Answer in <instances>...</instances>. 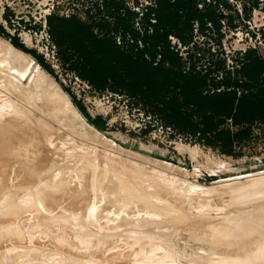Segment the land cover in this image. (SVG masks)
<instances>
[{
	"label": "rangeland",
	"instance_id": "1",
	"mask_svg": "<svg viewBox=\"0 0 264 264\" xmlns=\"http://www.w3.org/2000/svg\"><path fill=\"white\" fill-rule=\"evenodd\" d=\"M262 1L0 0V127L36 130L20 100L48 89L89 118L63 110L43 163L49 135L0 151V228L21 232L0 237V264H207L216 240L199 236L201 219L214 229L264 204V51H236L229 18L232 4ZM123 171L139 174L135 193ZM253 183L263 192L238 198ZM47 207L68 210L64 230Z\"/></svg>",
	"mask_w": 264,
	"mask_h": 264
},
{
	"label": "bare ground",
	"instance_id": "2",
	"mask_svg": "<svg viewBox=\"0 0 264 264\" xmlns=\"http://www.w3.org/2000/svg\"><path fill=\"white\" fill-rule=\"evenodd\" d=\"M233 44L236 45V48H243L244 45H246L244 42L242 43L239 39H235V41L233 42ZM0 49H3V48H0ZM4 50V49H3ZM260 50L263 52L264 51V42H262L260 44ZM5 51V50H4ZM12 53V52H11ZM18 53V52H17ZM20 53H18L17 55H19ZM7 55V53H6ZM16 55V56H17ZM14 56V55H13ZM19 57V61L20 60H23L20 58V55L17 56ZM14 58H16L14 56ZM17 59V58H16ZM17 59V60H18ZM26 61V60H23V62ZM21 62V61H20ZM22 62V63H23ZM29 62V60H28ZM26 62V63H28ZM25 63V62H24ZM37 72V71H36ZM41 75H39V78H40ZM37 77V76H36ZM38 79V78H37ZM36 80V79H35ZM39 81V79L37 80ZM37 81H34V82H37ZM11 86V85H10ZM34 87H36L34 85ZM37 87H39L37 85ZM9 89L7 90H11L10 92H12V88L11 87H8ZM15 88V87H14ZM59 88V87H57ZM61 89V88H60ZM26 90V89H25ZM38 90V89H37ZM43 90V89H42ZM48 90H51V89H48ZM47 90V91H48ZM15 91V89H14ZM17 91V90H16ZM14 92L15 94L17 92ZM22 91V90H21ZM21 91H18V94L20 95L19 97L21 98V94L19 92ZM39 91V90H38ZM43 93V99H41L42 101L40 103H37L36 104H33L32 101L35 100V97H36V94L34 95H31L26 97V99H21L20 101V104L22 103L23 105V108L22 110L21 107H19V105L17 106V108L15 109V111L17 110H20L18 111L17 113L22 115V118L25 117V116H29V113L33 112L32 116H29L30 117V120H34L35 121V129L31 128V127H28V126H23V124H18V126H15V125H12L11 126H2L0 127V151L1 153H6L10 147H12L13 145H16L17 142L19 140H22L24 139L25 137H28V136H32L35 141H39L41 140V137L40 136H44V137H47L48 135L50 136L49 139H47L46 141V144L45 143H42V152H41V156L39 158V162L43 163L47 156H51V153H50V150L52 151L51 147L53 145V141L52 139L54 138V136L58 135V129L55 128V125L52 121H55L56 119V122H60V117H58V115H60V113L62 112L63 114L64 111H69V112H72L74 114H76L78 117H80L83 122H84V118H83V115L81 114V112H79V110H77L75 107H73L71 104V102L69 101L70 98L66 97L68 95H64L62 93V91H59V92H56V96L53 94H51L52 90L50 91V93ZM13 92L11 94H14ZM22 93V92H21ZM25 93V92H24ZM24 93H23V96H24ZM14 94V95H15ZM29 94V93H27ZM26 94V95H27ZM12 95V96H14ZM17 96V94H16ZM17 96L16 99L19 98ZM49 97V98H48ZM15 98V97H14ZM19 98V99H20ZM69 100H68V99ZM17 101V100H16ZM52 101H54L55 103H53ZM9 103V102H7ZM30 107V105H33L37 110H35V108H29V111L27 110V105ZM12 105V103H11ZM15 106V104H14ZM5 107H8V109L10 108H13V106H10V104H6ZM34 109V110H33ZM2 113H5L6 110L5 108L1 110ZM66 115V114H65ZM72 115V114H71ZM58 117V118H57ZM74 117V116H73ZM55 119V120H54ZM77 122V120H75ZM8 122V121H7ZM6 122V123H7ZM72 122V121H71ZM21 125V126H20ZM60 125V124H59ZM64 125V124H63ZM76 125V124H75ZM81 125V124H79ZM78 126V125H76ZM23 128L25 129V133L23 135H19L18 137H15V131L16 129L18 128ZM64 128V127H63ZM62 128V129H63ZM60 129V128H59ZM60 129V130H62ZM77 129V127H76ZM59 130V131H60ZM65 130V129H64ZM67 130V129H66ZM75 130V129H74ZM79 130V129H78ZM78 130L76 132H78ZM70 131V130H69ZM58 133V134H57ZM67 133V132H66ZM75 134V133H74ZM67 135V134H66ZM73 135V134H72ZM74 136V135H73ZM79 136V135H78ZM71 137V136H69ZM70 139V138H69ZM73 139V138H72ZM52 142V143H51ZM58 142V141H57ZM33 144V143H32ZM62 145V144H61ZM58 145H56L57 147ZM21 147V146H20ZM53 148V147H52ZM58 148V147H57ZM56 151V149H53ZM49 152L50 155H48L47 153ZM53 154V152H52ZM68 154V153H67ZM54 156V155H53ZM75 157V156H74ZM109 159V157H108ZM112 162V161H111ZM90 164V163H89ZM96 164V163H95ZM107 164V163H106ZM125 164V163H124ZM108 165V164H107ZM105 166V165H104ZM124 168V166H122ZM96 171V170H95ZM120 171V170H119ZM128 171V170H127ZM133 171V170H132ZM137 171V170H136ZM113 172V171H112ZM111 172V173H112ZM134 172V171H133ZM133 172L129 173V172H126L123 171V172H119V174L121 176H118V177H125L124 180H122V184H121V188L122 190L123 189H132L133 188V193H135L134 191H137L136 189L138 188H135V187H132L130 186L129 183H131L133 180H135L136 182L138 181V176H137V180H136V176L137 174H132ZM139 172V171H138ZM153 172V171H152ZM110 173V172H109ZM4 174V173H3ZM108 174V173H106ZM114 176L116 178V176L118 175L117 171H114ZM112 174V175H113ZM117 174V175H116ZM2 175V174H0ZM141 176V175H140ZM7 177V176H6ZM149 178V177H148ZM3 179V177H2ZM145 179V178H144ZM140 180V179H139ZM130 181V182H128ZM134 181V182H135ZM142 181V180H141ZM1 184V183H0ZM253 183L252 186H247V187H244L242 188L241 192L239 195H238V198H241L245 195V198L246 196H249V194H252V195H256V194H259V193H262L263 191L260 192V188L257 187L258 185ZM48 189L47 187L44 189L46 190ZM261 189H264L261 187ZM42 190V189H41ZM54 190V187L50 188L49 190L45 191L49 194H53L54 192H50V191H53ZM225 190V189H224ZM239 191V189H238ZM37 192V190H36ZM39 192H42L39 190ZM206 192L208 191H205V194H207ZM46 193V194H47ZM132 193V195H133ZM204 193V192H203ZM209 193V192H208ZM247 193H249L248 195H246ZM33 195V194H32ZM254 195V196H255ZM33 196H36V195H33ZM201 196V195H200ZM253 196V199L256 197ZM259 196V195H258ZM37 197V196H36ZM31 198H35V197H32ZM139 198V197H138ZM137 198V199H138ZM237 198V199H238ZM250 198V197H249ZM249 198L247 197L248 201H249ZM252 198V197H251ZM48 199V198H47ZM140 199V198H139ZM142 199V198H141ZM144 199V197H143ZM147 199V198H146ZM40 200V199H38ZM51 200V199H50ZM241 200V199H240ZM239 200V201H240ZM147 201H149V199H147ZM151 201V200H150ZM238 201V200H237ZM247 201V200H246ZM264 201V200H263ZM26 202H29V201H25ZM241 202V201H240ZM243 202V201H242ZM40 203V202H39ZM144 203L145 204H149V202L146 203V200H144ZM237 203V202H236ZM257 203V202H256ZM28 204V203H27ZM244 204V203H242ZM249 204V203H248ZM252 204V203H251ZM42 206V205H41ZM58 206V205H57ZM246 206V205H245ZM46 207V206H45ZM259 207V206H258ZM44 208V207H43ZM65 208V207H64ZM92 208V207H91ZM154 208V207H153ZM158 208V207H157ZM20 210H15L14 212V215L17 217L19 215L22 214L21 211L22 208H19ZM56 209V208H55ZM239 209V208H238ZM258 209V208H257ZM43 210V209H42ZM74 211V209H72ZM79 210V209H78ZM46 211V210H44ZM62 211V210H61ZM158 211V212H157ZM156 212L157 213H166V212H169L170 209L165 206V207H162V208H159ZM247 211V210H246ZM48 214H47V217L49 218L51 222V225L49 226H52L54 227V229L56 228L58 231L60 230H64L67 226L66 222H68L69 220L67 219V216H66V213H68V210L66 209L65 211H63L62 213H60V215H53V212L54 210L53 209H50L47 207V211H46ZM75 212V211H74ZM77 213H79V211L76 210ZM154 212V211H153ZM240 212V211H239ZM73 213V212H72ZM92 213V212H91ZM237 213V212H236ZM244 214V213H243ZM242 216H236L234 215L233 217H229V219H226L225 221L221 220L218 222H216V224L214 225L215 228L213 229V223H212V227H210V223L211 222H208L206 219H201L202 221L200 222V224L197 226V229L199 228V236L202 237L204 233V235H206L208 238L211 237V236H215V240H216V243L214 244H211L207 250L205 248V250L207 251L206 253V257L204 256L203 259L206 260V263L207 264H264V204L263 206L257 210L256 212H250V213H246ZM76 215V213H75ZM180 216H184V215H180ZM186 216V215H185ZM12 217V216H11ZM38 217H42L40 216L39 214L36 215L34 217V221H37L38 220ZM70 217V216H68ZM73 217V216H72ZM75 217V216H74ZM77 217V216H76ZM93 217V216H92ZM176 217V216H175ZM179 217V216H178ZM44 219V218H43ZM91 219V218H90ZM186 219V218H185ZM41 220V219H40ZM174 220V219H173ZM190 220V218H189ZM113 221V220H112ZM111 221V222H112ZM178 221V220H176ZM115 222V220L113 221ZM117 222V220H116ZM190 222V221H189ZM188 222V223H189ZM36 223V222H35ZM49 223V222H48ZM48 223H46L48 225ZM142 223V222H141ZM191 223V222H190ZM209 223V224H208ZM76 224V223H75ZM108 224V223H107ZM113 224V223H112ZM114 225H118L116 223H114ZM172 225V224H171ZM183 225V224H182ZM141 226V225H140ZM179 226V225H178ZM101 227V226H100ZM110 227V226H109ZM136 227V226H135ZM153 227V226H152ZM151 227V228H152ZM157 227V226H156ZM180 227V226H179ZM176 228V226H175ZM51 229V228H50ZM163 229V228H162ZM24 230V229H22ZM28 230V229H27ZM67 230V229H66ZM159 230V229H157ZM25 231V230H24ZM31 231V230H30ZM156 231V230H155ZM163 231V230H162ZM162 231H159L162 232ZM168 231V230H167ZM20 232L19 230H16L15 228H12V227H3V228H0V237L1 236H4V235H7V234H14V233H18ZM29 232V231H28ZM65 232V231H64ZM113 232V231H112ZM111 232V233H112ZM149 232V231H148ZM21 233V232H20ZM27 233V231H26ZM155 233V232H154ZM163 233V232H162ZM166 233V232H165ZM170 233V232H167V234ZM175 233V232H174ZM67 234V232L65 233ZM115 234V235H113ZM113 237L112 238H116L118 237V232L114 231L113 233ZM137 234V233H136ZM147 233H145L146 235ZM153 234V233H152ZM156 234H158V231L156 232ZM161 234V233H160ZM68 235V234H67ZM66 235V236H67ZM111 235V236H112ZM151 235V234H150ZM162 235V234H161ZM165 235V234H164ZM170 235V234H169ZM172 235V234H171ZM202 235V236H201ZM65 236V237H66ZM69 236V235H68ZM121 235H119L120 237ZM148 237L149 236V233L147 235ZM152 236V235H151ZM153 236L155 237L156 235L153 234ZM159 236V234H158ZM198 236V234H197ZM213 236V237H214ZM145 237V236H144ZM154 237L152 239H154ZM157 237V236H156ZM167 237V241H169V237L170 236H166ZM198 238V239H201L202 238ZM212 237V238H213ZM67 238H70L67 237ZM143 238V237H142ZM161 238V236H160ZM159 237L157 238V241L160 239ZM163 238V237H162ZM165 238V236H164ZM163 238V240H165ZM195 238V237H193ZM110 239V238H108ZM149 239V238H148ZM197 239V238H196ZM68 240V239H67ZM100 240V239H99ZM106 240V239H105ZM116 240V239H115ZM156 240V239H155ZM162 240V239H160ZM102 241V240H101ZM166 241V240H165ZM69 242V241H67ZM164 242V241H163ZM202 242V241H201ZM214 242V241H213ZM20 244V243H19ZM4 247V246H3ZM175 249V248H174ZM66 251V250H65ZM175 251V250H174ZM160 252V250H159ZM177 252V250H176ZM12 254V253H11ZM72 254V253H71ZM181 254V253H180ZM180 254L178 256H180ZM154 255V254H153ZM177 255V254H176ZM79 256V255H78ZM82 257V256H81ZM198 257V256H197ZM85 258V257H84ZM195 258V257H194ZM16 260V259H15ZM93 260V259H92ZM191 260V259H190ZM193 261V260H192ZM191 261V262H192ZM197 260H195L194 264L196 263ZM93 262V261H92ZM199 261H197V264H198ZM202 263H204L203 261H201ZM104 264V263H103ZM193 264V262L191 263Z\"/></svg>",
	"mask_w": 264,
	"mask_h": 264
},
{
	"label": "built area",
	"instance_id": "3",
	"mask_svg": "<svg viewBox=\"0 0 264 264\" xmlns=\"http://www.w3.org/2000/svg\"><path fill=\"white\" fill-rule=\"evenodd\" d=\"M207 4L212 3V0H207ZM213 3L216 4V0H213ZM233 3V2H231ZM257 7H253L251 4L246 3L242 4H232L235 8L234 11H229V18L232 20V25L234 27L233 35H235L242 43L244 42L243 48H236L234 44V49L236 51H244L247 52L251 47H256V42L259 41L258 47L260 48V44L264 42V1L261 2ZM252 9V17L250 20L246 19V15L244 12V8ZM241 22H243V27L241 26ZM235 41V40H234ZM264 77V73L263 76Z\"/></svg>",
	"mask_w": 264,
	"mask_h": 264
},
{
	"label": "trees",
	"instance_id": "4",
	"mask_svg": "<svg viewBox=\"0 0 264 264\" xmlns=\"http://www.w3.org/2000/svg\"><path fill=\"white\" fill-rule=\"evenodd\" d=\"M35 57H36V56H35ZM74 103H75L76 106L79 108V110L83 113V115H85V117L89 120V118H88L86 112L84 111V109L82 108V106H81L79 103L75 102V101H74ZM92 124L95 125V126H96L97 128H99V129H102V127H103V125H102V124H99V123H94V122H92Z\"/></svg>",
	"mask_w": 264,
	"mask_h": 264
}]
</instances>
